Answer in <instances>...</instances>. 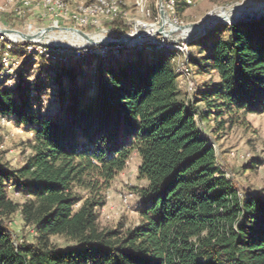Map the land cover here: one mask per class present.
Listing matches in <instances>:
<instances>
[{
  "label": "trees",
  "instance_id": "1",
  "mask_svg": "<svg viewBox=\"0 0 264 264\" xmlns=\"http://www.w3.org/2000/svg\"><path fill=\"white\" fill-rule=\"evenodd\" d=\"M189 47L191 70L210 77L191 97L175 55L157 51L40 57L33 79L0 81V115L32 131L24 163L0 164V264H264V197L239 195L200 126L264 113V15L218 24ZM50 91L56 109L42 113ZM132 154L145 181L139 220L101 228L104 192ZM16 212L32 235L14 245Z\"/></svg>",
  "mask_w": 264,
  "mask_h": 264
},
{
  "label": "rangeland",
  "instance_id": "2",
  "mask_svg": "<svg viewBox=\"0 0 264 264\" xmlns=\"http://www.w3.org/2000/svg\"><path fill=\"white\" fill-rule=\"evenodd\" d=\"M64 1L66 2V0ZM79 1L78 5L90 2V0ZM120 1L123 4V15L119 13L114 17L101 16L94 18L87 26L74 27L68 21H59L58 25H54L55 17L52 13L53 10L50 11L48 9L49 6L44 5L45 0H0V28L17 29L24 32H29V28L31 31H37L39 28L51 25L77 28L97 40L104 41V44L96 45V47L99 50L105 48L106 53L103 54L104 56L110 55L117 59L122 57L123 53L126 54V51L131 50H143L149 53L157 51L167 55H175L173 60L176 62V70L179 74V86L183 93H185V96L191 97L197 87L208 82L210 77L208 75L200 77L194 74L190 65L187 64L190 55L194 56L196 54L195 50L190 51L189 43L196 38L202 37L208 31L214 29V27L194 31L188 39L182 37L185 31L183 27L206 21V17L212 12L217 14L222 10L230 11V14L240 13L239 11L244 10L257 12V8L264 4V0H193L191 4H184L181 2L182 0H172L175 4V14H173L166 6L168 0H144L142 4L138 0ZM160 2L163 8H165L164 10L168 12L167 15L171 22L175 23L176 27L181 26V29L174 31L171 29L169 23L164 24L162 27L166 33L160 34L158 32L154 39L159 41L164 40L166 43L169 42L175 46L174 49H178L176 46H180V53H173L171 48L151 44L144 46L136 43L132 46H124V44L120 43H108L130 34L138 22H142L148 26H154L161 22L159 12ZM68 7L69 10H75L77 4ZM239 7L242 9L238 10L237 8ZM121 23L128 25V30L122 32ZM50 35L60 36L61 42H48L45 39L41 42H46L48 47L58 51L66 47L63 54L57 53V61L44 55H36L34 58V53L32 54V58L23 54L20 49L14 55H10V52L16 50L17 47H14L15 49L10 51L8 47L4 45L0 46V58L4 55V52H8L11 57V59L9 58V68L11 69L9 72L11 75L3 76L5 77L3 84L6 88L12 89L15 87L20 73H22V79H33L38 73L37 66H34L33 62H37L40 57L51 63H67L79 58L72 57V47H76V45L84 42L80 40L82 39L80 36L58 30L50 31L47 36ZM4 36L8 40L10 39V36ZM99 37L102 39H99ZM148 42L151 43V41ZM118 45H122L123 47H115ZM14 61H17L18 64H13ZM47 93L41 97L42 102L40 107L42 113H52L56 109L54 92L50 91V93ZM210 125L212 123L206 126L204 123L200 124L202 130L208 133L222 170L228 178L233 180L239 194L242 196L244 193L251 192L264 197V113L248 115L230 126L225 124L223 129L214 133L209 131ZM31 135V130H26L13 120L0 115V164L5 163L9 167L21 166L27 155L30 154L27 140ZM139 162L138 156L132 154L125 168L116 175L110 187L104 192L103 204L99 207L97 217L99 227L114 228L122 226L125 228L133 226L138 222L139 197L136 189L145 185V181L137 177ZM13 194V198L17 202H22L20 192L13 191ZM11 219L9 228L13 240L30 239L32 229L30 226L23 224L19 213L16 212ZM52 240L60 245L67 244L60 237H53Z\"/></svg>",
  "mask_w": 264,
  "mask_h": 264
},
{
  "label": "built area",
  "instance_id": "3",
  "mask_svg": "<svg viewBox=\"0 0 264 264\" xmlns=\"http://www.w3.org/2000/svg\"><path fill=\"white\" fill-rule=\"evenodd\" d=\"M138 1L140 4H142L144 0H138ZM185 1L187 4H191L193 0H185ZM79 3H80L79 0H66V2L64 0H45L44 5H48L49 6L48 9H50V11L53 10L52 13L54 14V17H55L54 25H58L59 21H68L69 23H72L71 25H73L74 27H83V26L89 25L94 20V18H98L101 16L102 17L104 16L114 17L118 15L119 13H121L122 15L124 14L123 13L124 11L122 8L123 4L120 0H90L89 3H86V4L82 3L81 5H78ZM166 3H167L166 4L167 8L171 10L173 14H175L174 13L175 4L173 3V1L168 0ZM74 4H77V8H75V10H72V9L69 10L68 6H73ZM147 26H148L147 24H144L143 26H137L136 24L134 29H132V31L130 32V34L135 33V32L144 31L145 29L148 28ZM29 30H30L29 32H35V31H31L30 28ZM155 35L153 36V38L147 41L124 44V46H132V45H135L136 43L139 45H144V46L151 44V45H158L159 47L163 46L166 48H171L172 52L180 53L179 52L180 51L179 49H181L180 46H176L178 47V49L177 48L174 49L175 46L171 45L169 42L166 43L164 40L159 41L157 39H154ZM148 41H151V43ZM181 44L183 45V43ZM1 45L8 47L10 51H12V49H15L14 47H17L16 51L20 49L23 54H26L29 57H32V54L34 53L33 55L34 58L36 57V55L37 56L44 55L54 61L58 57L57 53L63 54L66 48L65 47L58 51L56 49H51L50 47H48L46 42L23 41L19 39L18 36H16L15 38H11L10 36V39L8 40L7 37L4 35H0V46ZM15 45H19V46H15ZM115 47L122 48L123 46L118 45ZM104 49L105 48L99 50V48H97L96 45L93 43L81 42L79 45H76V47L74 46L72 47V50H73L72 57H79L81 59V58H84L85 56L92 55V54H98L104 57L103 54L106 53ZM11 54L12 52H10V55ZM10 55L8 54V52H4V55L1 56L0 58V81H3L5 79V77L3 76L11 75L9 72L11 71V69L9 68L10 59H11ZM14 63L18 64L17 61H14L13 64ZM19 241H21V239H19L18 241H14V245H17Z\"/></svg>",
  "mask_w": 264,
  "mask_h": 264
},
{
  "label": "water",
  "instance_id": "4",
  "mask_svg": "<svg viewBox=\"0 0 264 264\" xmlns=\"http://www.w3.org/2000/svg\"><path fill=\"white\" fill-rule=\"evenodd\" d=\"M159 12H160V20L161 17L164 15V8L162 3L160 2V8H159ZM240 13H236V14H229L225 17H220V15L218 14L216 16L215 19H213L210 23H206L209 24V28L211 27H215L218 24H232L234 22H247V21H251V20H255V19H259L261 16L264 15V7L259 9L257 12H251V11H239ZM200 23H193L190 24L188 26H197L200 25ZM163 25H161V22H159L157 24V33L159 32L160 34H163ZM208 28V29H209ZM181 29V26H177L175 27L173 30H179ZM54 30H58L60 32H66V33H71V34H76L79 35L82 39H84L85 41H88L90 43H93L95 45H102L105 42L104 41H100L97 40L93 37H91L90 35H88L87 33H85L84 31L77 29V28H73V27H65V26H47V27H43V28H39L37 31L35 32H24V31H20L17 29H8V28H0V35H16L19 38H21L24 41H28V42H35V41H43L47 34L50 31H54ZM141 36L140 32H135L132 34H128V35H124L121 39L119 40H113V41H109V44H130V43H135L138 42V38Z\"/></svg>",
  "mask_w": 264,
  "mask_h": 264
},
{
  "label": "bare ground",
  "instance_id": "5",
  "mask_svg": "<svg viewBox=\"0 0 264 264\" xmlns=\"http://www.w3.org/2000/svg\"><path fill=\"white\" fill-rule=\"evenodd\" d=\"M264 7V4H262V5H260L257 9L259 10V9H261V8H263ZM236 9V8H235ZM238 10L239 9H242V8H237ZM254 11V10H253ZM168 13L165 11L164 12V15L161 17V25H164V24H167V23H169L170 25H171V29H174L175 27H176V25H174L172 22H171V20L169 19V17H168V15H167ZM219 15H220V17H225V16H227L228 14H229V11H225V10H222V11H220L219 13H218ZM217 13H215V12H212V13H210L209 15H208V17H206L207 18V20L206 21H204V22H201V24L200 25H195V26H188V27H183L184 28V34L182 35V37H184V38H186V39H188L189 37H190V35L194 32V31H199V30H202L203 28H207V27H209V24H206V23H210L213 19H215L216 18V16L218 15ZM205 18V19H206ZM144 24L142 23V22H138L137 23V26H143ZM157 25H154V26H147L148 28L147 29H145L144 31H140V33H141V36L138 38V42H144V41H147V40H149V39H151V38H153V36L157 33V27H156ZM163 32L164 33H166V31L165 30H163ZM11 36V38H15L16 37V35H10ZM79 36V35H78ZM61 37L60 36H52V35H50V36H47V38H45V40L46 41H48V42H55V43H59V42H61V39H60ZM98 38V37H97ZM78 39H80V38H78ZM99 39H102V38H100L99 37ZM104 39H106L105 37H104ZM80 40H83L84 41V43L86 42L84 39H80ZM88 42V41H87ZM88 43H90V42H88Z\"/></svg>",
  "mask_w": 264,
  "mask_h": 264
}]
</instances>
